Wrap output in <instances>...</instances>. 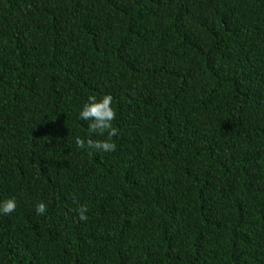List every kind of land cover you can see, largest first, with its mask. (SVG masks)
Segmentation results:
<instances>
[{
    "label": "trees",
    "instance_id": "trees-1",
    "mask_svg": "<svg viewBox=\"0 0 264 264\" xmlns=\"http://www.w3.org/2000/svg\"><path fill=\"white\" fill-rule=\"evenodd\" d=\"M9 198L0 264H264V0H0Z\"/></svg>",
    "mask_w": 264,
    "mask_h": 264
},
{
    "label": "clouds",
    "instance_id": "clouds-1",
    "mask_svg": "<svg viewBox=\"0 0 264 264\" xmlns=\"http://www.w3.org/2000/svg\"><path fill=\"white\" fill-rule=\"evenodd\" d=\"M113 97L111 95H105L102 99L97 100L96 96H89L88 102L83 105L79 116L83 120L91 121L89 128L94 134L104 136L107 134L106 140H92L81 137L76 138V144L79 148L85 147L98 150L102 152H111L116 150V144L111 141V138L117 135V129L113 127L112 121L116 117V111L112 107ZM17 208V201L15 198H9L0 203V213L5 215L13 213ZM47 210V205L44 202H39L36 205V211L38 214H44ZM79 218L86 221L88 219V208L86 205H81L77 209Z\"/></svg>",
    "mask_w": 264,
    "mask_h": 264
}]
</instances>
